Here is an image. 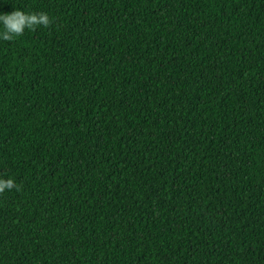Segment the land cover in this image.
I'll list each match as a JSON object with an SVG mask.
<instances>
[{"label":"trees","instance_id":"16d2710c","mask_svg":"<svg viewBox=\"0 0 264 264\" xmlns=\"http://www.w3.org/2000/svg\"><path fill=\"white\" fill-rule=\"evenodd\" d=\"M13 11L51 23L0 40V264H264V0Z\"/></svg>","mask_w":264,"mask_h":264},{"label":"clouds","instance_id":"9594fccd","mask_svg":"<svg viewBox=\"0 0 264 264\" xmlns=\"http://www.w3.org/2000/svg\"><path fill=\"white\" fill-rule=\"evenodd\" d=\"M50 23L49 16L45 13L13 11L10 14L0 15V25L3 27V30L0 31V40L11 41L14 37L21 36L25 29H34L40 25L46 27ZM13 188H16L13 180L0 179V193Z\"/></svg>","mask_w":264,"mask_h":264}]
</instances>
